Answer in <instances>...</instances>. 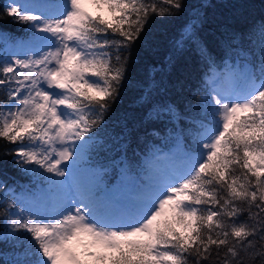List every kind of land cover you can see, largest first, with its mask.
Instances as JSON below:
<instances>
[{"label":"snow or ice","instance_id":"snow-or-ice-1","mask_svg":"<svg viewBox=\"0 0 264 264\" xmlns=\"http://www.w3.org/2000/svg\"><path fill=\"white\" fill-rule=\"evenodd\" d=\"M183 8L182 0L6 6L31 38L0 58V140L14 145L0 150L41 185L0 201L9 229L0 242L23 249L14 264H264V19L253 26L259 66L226 64L205 79L203 114L175 152L145 158L135 175L124 157L91 160L128 53L153 16ZM206 23L196 14L176 46L214 69L212 43L231 48L244 34L224 25L205 37ZM165 117L181 118L174 103L151 106L150 121Z\"/></svg>","mask_w":264,"mask_h":264},{"label":"trees","instance_id":"trees-1","mask_svg":"<svg viewBox=\"0 0 264 264\" xmlns=\"http://www.w3.org/2000/svg\"><path fill=\"white\" fill-rule=\"evenodd\" d=\"M182 2L184 8L177 15L153 16L145 29L147 35L137 41V46L128 53L127 71L120 95L105 117L104 125L98 130V139L102 144L96 145L91 153L94 165H108L113 157H124L133 165L132 174H136L140 162L152 158L157 150L173 148L176 151L178 144L182 146L185 143L183 137L187 136L190 121L203 114L201 102L206 94L205 79L210 78L213 71L225 72L226 64L241 71L245 66H259L260 38L253 26L264 19V0ZM7 5L8 0H0V58L6 56L7 41L18 43L19 40L31 38L26 24L14 22L6 14ZM198 13L206 16L207 23L202 33L205 37L218 34L224 25L244 34L243 40L231 48H218L212 43L214 69L202 62L191 49L186 47L180 51L176 46L181 30ZM170 57L173 61L171 66ZM228 61L238 64L231 65ZM157 103H174L181 113L179 121L174 123L167 117L150 121L148 113L151 106ZM152 132L159 135L152 136ZM0 146L14 147L6 145L3 140H0ZM0 183L3 185L0 187V201L5 203L13 202V196L25 197L41 186L33 174L21 171L12 156L3 155L2 150ZM14 191L21 193V197ZM7 228L4 214L0 212V236ZM22 251L19 243L13 239L7 243L0 242V264H14L22 258Z\"/></svg>","mask_w":264,"mask_h":264},{"label":"rangeland","instance_id":"rangeland-1","mask_svg":"<svg viewBox=\"0 0 264 264\" xmlns=\"http://www.w3.org/2000/svg\"><path fill=\"white\" fill-rule=\"evenodd\" d=\"M10 2H11V0H8V4H9ZM27 40L29 41L30 38L27 39ZM25 43H27L26 40H19V42H18L17 44H12V43H9V44H8V42H7V44L5 45L6 52H7L5 57H10L13 53H18V54H20V53H21V47H20V46H21L22 44H25ZM228 63H230V61H228ZM210 77H211V76H210ZM173 152H175V151L173 150V148H169V149L165 148V150H164V149H163V150H157V152H156L155 154H158V155H160V156H164V155H167V154H170V153H173ZM133 173H134V171H133ZM132 175H135V174H132ZM14 193H19V192L14 191ZM18 196L21 197V193H19ZM18 207H19V205H18ZM7 231H9L8 228L5 230L4 234H5Z\"/></svg>","mask_w":264,"mask_h":264}]
</instances>
